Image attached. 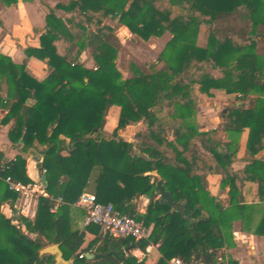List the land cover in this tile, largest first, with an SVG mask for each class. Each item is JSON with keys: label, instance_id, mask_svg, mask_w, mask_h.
Wrapping results in <instances>:
<instances>
[{"label": "trees", "instance_id": "obj_1", "mask_svg": "<svg viewBox=\"0 0 264 264\" xmlns=\"http://www.w3.org/2000/svg\"><path fill=\"white\" fill-rule=\"evenodd\" d=\"M1 1L7 7L19 2ZM56 10L70 16L63 19L50 10L40 46L24 50L48 65L44 80L0 53V109L8 110L1 123L12 122L13 144L22 141L21 154L0 167V264H58L56 255L41 253L53 245L68 264H149L126 250L134 246L147 254L157 245L162 264L175 258L184 264H223L219 258L234 246V221L250 230L259 218L253 234L264 236V206L246 204L242 194L245 182H255L264 202V157L256 159L264 150V0H71ZM201 10L215 12L203 47L197 43L205 23ZM109 19L138 41L166 32L171 41L149 69L131 64L132 75L124 79L116 62L121 44L116 30L105 23ZM86 51L93 68L81 62ZM212 70L222 76L215 77ZM154 81L163 88L155 98ZM212 90L236 95L241 103L223 113L227 143L213 139L217 130L200 132L195 122L197 93L212 97ZM113 106L120 114L108 135L104 127ZM139 123L146 129L136 135V144L120 137L119 131ZM245 129L248 164L234 171ZM37 146L42 147L39 167L46 170L47 197L39 198L33 220L21 216L22 225H14L1 212L4 203L18 198L5 179L31 182L24 155ZM135 150L165 181L173 200L186 204L184 215L156 199L158 179L120 169ZM209 174L221 176L227 207L209 191ZM84 192L144 222L152 228L149 238L135 242L101 233L84 247L80 225L85 213L72 206ZM141 197L149 198L144 213L133 207V199ZM56 198L65 204L51 212ZM108 252L112 254L86 257Z\"/></svg>", "mask_w": 264, "mask_h": 264}, {"label": "crops", "instance_id": "obj_2", "mask_svg": "<svg viewBox=\"0 0 264 264\" xmlns=\"http://www.w3.org/2000/svg\"><path fill=\"white\" fill-rule=\"evenodd\" d=\"M70 1L71 0H32V2H23L22 0H19L16 5L7 7L0 0V53L9 56L14 63L24 65L26 70L37 80H44L50 72L48 65L36 58L27 57L24 50L29 47L38 48L40 46V36L45 32L46 15L50 10H55L57 16L63 19L70 16L64 11L56 10L58 4L67 5ZM105 23L116 30V35L120 40L121 46H126L127 39L132 38L131 36H133L130 31L126 27L120 26L117 21L111 19ZM168 38L171 40V35L169 32H166L161 38H151L148 43H156L157 47L164 45L163 47L165 48V45L169 43ZM163 39H165L164 43L162 42ZM84 54L81 57V62L85 67L93 68L95 66L93 58L91 56H84ZM211 73L217 78L222 76L217 70H212ZM159 84L160 83H158V85ZM160 86H162V84ZM197 95L198 101L195 122L198 130L200 132L217 130L213 139L222 143H227L229 141V135L221 127L223 113L227 108L233 107L234 103H236L237 106L241 103L236 100V95H228L221 90H212V97L199 93H197ZM7 113V109H0V167L15 160V158L21 154L22 148V143H19V146H17L9 139V131L12 127V122H9L8 124L1 123ZM119 114V107L113 106L110 108L104 127L106 134H112L117 127ZM145 129L146 125L139 123L135 126H128L124 130L119 131V135L128 142H134L136 135L144 132ZM248 135L249 130L245 129L240 137L239 151L236 155L235 161L232 163L234 171H241L248 164L246 158ZM41 150L42 147L37 146V149H31L27 155H24V158L27 161V175L31 182H40L43 174L39 167L43 158L40 153ZM263 151L264 150L261 152ZM263 157L264 154L261 158ZM129 161L130 163L127 167H130V169L125 171L131 172L135 175L145 174L155 177L158 180L160 179L156 171L151 170L150 167L148 168L149 164L145 160L137 162L135 159H129ZM207 181L209 183L208 188L211 194L217 197L218 200L222 201L223 205L227 207L228 189L226 192L221 189V176L218 174H209L207 176ZM242 194L246 204L258 205V208H260L259 206H264V202L262 203L260 201L259 187L257 183L245 182ZM135 201L136 208L134 209L139 213H144L145 208L149 203V198L141 197L139 200ZM37 206L38 201L33 200L26 205L25 201L18 197L14 203H11L10 201L4 203L1 207V212L6 218L11 219L14 225H19L21 223V216L30 220L35 218ZM258 220L259 218L253 220V224L251 225L252 229L250 230H244L242 222L239 220L232 223L234 246L224 252V259L227 263L229 261L228 259H230L237 264H264V236L253 234V229ZM83 221L84 218L80 225L81 228L83 227ZM22 229H25L24 226H22ZM95 238L96 237L93 234H86L84 247ZM131 253L138 259L144 257L149 264H162V256L158 251V246L148 248L147 254L137 250H132Z\"/></svg>", "mask_w": 264, "mask_h": 264}, {"label": "built area", "instance_id": "obj_3", "mask_svg": "<svg viewBox=\"0 0 264 264\" xmlns=\"http://www.w3.org/2000/svg\"><path fill=\"white\" fill-rule=\"evenodd\" d=\"M42 173L46 174V170H42ZM5 182L11 191L25 201L26 205L33 200L38 201L40 197H47L45 189L40 182L22 183L13 180L11 177H7ZM53 202L54 207L51 212H55L58 206L65 204L62 198L53 199ZM72 206L81 209L85 213L82 227L85 234L90 233L98 237L99 234L103 233L114 239L131 238L135 242L147 240L151 234L152 228L144 222L137 220L133 216L121 213L111 203H99L96 196L92 193H82ZM83 256L84 254L79 255V258H83ZM143 259L144 257L139 260ZM218 261L219 263L228 264L223 257H220ZM168 264L184 263L181 259L175 258ZM190 264L204 263L197 261Z\"/></svg>", "mask_w": 264, "mask_h": 264}, {"label": "rangeland", "instance_id": "obj_4", "mask_svg": "<svg viewBox=\"0 0 264 264\" xmlns=\"http://www.w3.org/2000/svg\"><path fill=\"white\" fill-rule=\"evenodd\" d=\"M200 14L205 19V23L200 28L197 43L199 46L203 47L207 44L210 28L214 25L215 12L209 10H201ZM109 20H106L105 22H108ZM131 37L132 38L127 39V44H125L126 46H121V49L118 54V58L116 60L118 64V68L121 71L124 79L130 78L132 75L130 68L131 64H136L147 70L149 69V64L155 62L164 49L163 47L164 45L157 47L156 43L150 44V42L149 43L141 42L133 38V36ZM168 41L169 42L171 41L170 38H168ZM162 42L164 43L165 39H163ZM168 44L165 45V47L168 46ZM84 53H85L84 56L85 55L87 57L90 56L89 52L86 51ZM160 85L161 84L158 85V83L154 81L153 93H152L153 98H155L159 93L162 92L161 90H163V88ZM161 115L165 116V113L162 112ZM137 141H138L137 138H135V141L132 143L136 144ZM129 159L131 160L135 159L137 162H140V160H145L149 164L148 168L151 166L150 162L144 156H142L138 150H135L134 152L128 154L124 158L122 164L120 165L121 170L125 171L127 169H130V167H127V165L130 163ZM156 199H158V197ZM19 225L22 224L20 223Z\"/></svg>", "mask_w": 264, "mask_h": 264}, {"label": "water", "instance_id": "obj_5", "mask_svg": "<svg viewBox=\"0 0 264 264\" xmlns=\"http://www.w3.org/2000/svg\"><path fill=\"white\" fill-rule=\"evenodd\" d=\"M22 143V141L20 142ZM264 154V151L259 153L257 155V159H261V156ZM41 185L44 189L47 188L48 182H47V176L46 174H42L41 176ZM155 196L158 197V200L160 201V203H165L168 206H170L171 208V212L177 211L179 214L184 215L185 214V209H186V204L182 203V202H175L172 198L171 193L165 188V181L163 179H159L156 183V187H155ZM133 207L136 208V201L135 199H133ZM134 249V246H131L130 248H128L126 250L127 253H130L132 250ZM42 254L45 253H49V254H53L56 255V261L59 264H68L67 262H65V260L62 257V253L59 249L58 246L53 245V246H49L46 247L45 249L42 250L41 252ZM112 254V252H108V253H97V254H91V253H87L86 257L88 259H94L97 257H105Z\"/></svg>", "mask_w": 264, "mask_h": 264}]
</instances>
